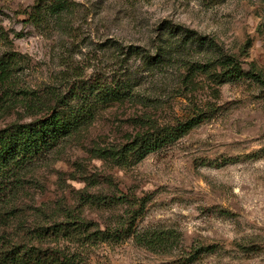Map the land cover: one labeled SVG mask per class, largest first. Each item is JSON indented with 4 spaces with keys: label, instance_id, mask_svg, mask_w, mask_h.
Segmentation results:
<instances>
[{
    "label": "rangeland",
    "instance_id": "1",
    "mask_svg": "<svg viewBox=\"0 0 264 264\" xmlns=\"http://www.w3.org/2000/svg\"><path fill=\"white\" fill-rule=\"evenodd\" d=\"M68 1L37 23L47 0H0V130L80 119L0 196V255L264 264V0ZM199 117L145 157L139 144L113 154Z\"/></svg>",
    "mask_w": 264,
    "mask_h": 264
},
{
    "label": "trees",
    "instance_id": "2",
    "mask_svg": "<svg viewBox=\"0 0 264 264\" xmlns=\"http://www.w3.org/2000/svg\"><path fill=\"white\" fill-rule=\"evenodd\" d=\"M47 4H40L33 8L31 17L35 22L43 20L41 10L46 7L51 14H59L66 10L69 6L68 0H47ZM188 33L191 32L186 30ZM201 43L205 42V38L197 37ZM138 50V47L135 48ZM10 63L4 58L0 59V74H6L10 69ZM234 75V73L231 72ZM120 86L112 89L111 92L108 90L104 91L105 98L110 96L115 98H121L126 95V91ZM92 109L93 106H89ZM201 121L199 118L188 119L185 122L178 123L175 126H168L156 131H147L143 133L137 140L129 142L124 145L123 149L113 151L114 155L121 154L123 156V150L130 146H136L139 144L137 151L142 157H145L151 152L158 151L166 145L176 141L181 136L189 132L195 124ZM80 125V119L77 117L74 121L66 120L57 111H53L48 116L36 120L31 123H24L14 126V129L5 128L0 130V196L9 189V182L14 178L28 169L37 157L45 150H50L57 146L60 141L70 133L72 129H77ZM136 139V138H135ZM46 152V151H45ZM151 236V237H150ZM150 243L165 242V236L160 233H152L148 235ZM214 247L209 246L207 249H197L192 258H196V255L203 251L212 250ZM22 246L12 247L8 252L0 255V263L6 264H28L31 263L34 258L37 259L44 257L40 253H35V249L30 248L23 250ZM34 261V262H35ZM23 262V263H22Z\"/></svg>",
    "mask_w": 264,
    "mask_h": 264
}]
</instances>
